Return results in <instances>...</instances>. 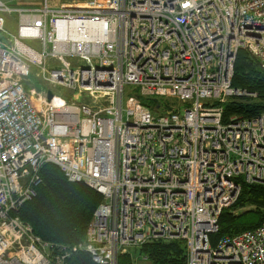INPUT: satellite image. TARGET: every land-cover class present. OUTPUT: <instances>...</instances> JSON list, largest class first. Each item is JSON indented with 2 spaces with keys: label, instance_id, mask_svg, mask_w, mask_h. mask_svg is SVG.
<instances>
[{
  "label": "built area",
  "instance_id": "1",
  "mask_svg": "<svg viewBox=\"0 0 264 264\" xmlns=\"http://www.w3.org/2000/svg\"><path fill=\"white\" fill-rule=\"evenodd\" d=\"M239 49L264 73V0H0V264H66L78 250L117 264L158 239L183 240L186 264H264V217L210 240L239 182L264 187V112L223 123L214 105L255 96L231 85ZM165 96L185 105L141 102ZM46 163L101 195L76 245L19 217Z\"/></svg>",
  "mask_w": 264,
  "mask_h": 264
},
{
  "label": "trees",
  "instance_id": "2",
  "mask_svg": "<svg viewBox=\"0 0 264 264\" xmlns=\"http://www.w3.org/2000/svg\"><path fill=\"white\" fill-rule=\"evenodd\" d=\"M231 85L255 93V96H234L222 103H214L222 110V122L231 117H253L264 112V73L257 61L245 49H239L233 64ZM152 99V108L160 106ZM141 102L149 106L145 99ZM151 108V107H150ZM41 183L36 195L26 201L19 210L21 220L32 227L34 234L51 243L68 246L83 242L92 213L101 201V195L83 183H71L62 171L51 163L40 169ZM236 200L221 211L218 231L210 235L217 238L232 235L257 226L264 217V187L260 183L239 182ZM145 256L149 264H186L187 252L183 240H149L134 247ZM66 264H96L89 254L78 250L66 260ZM117 264H132L130 253L118 255Z\"/></svg>",
  "mask_w": 264,
  "mask_h": 264
},
{
  "label": "rangeland",
  "instance_id": "3",
  "mask_svg": "<svg viewBox=\"0 0 264 264\" xmlns=\"http://www.w3.org/2000/svg\"><path fill=\"white\" fill-rule=\"evenodd\" d=\"M2 1L4 3H6L7 5H10V6H19V5L20 6H34V5L41 4L43 2V0H2ZM67 1H76V0H47V3L49 5H58L60 3L67 2ZM77 1H81V0H77ZM6 19H7V25H8L7 28L9 29L10 32L15 33L16 32V23L14 21L15 15L12 14L9 17L7 16ZM11 20H13L12 23H10ZM25 42L27 44H30V45L36 47V48L39 47L38 43L35 40H28L27 39V40H25ZM33 73L34 72L31 73L32 76H33ZM30 86H35L38 89V84H34V85H30ZM44 87L47 88V87H49V85L44 84ZM51 89L55 94L65 98V99H68V100L73 98V95H74V98L78 97V95L75 94V89H73V88H68L65 86H55V87H51ZM124 91H125V95H133V94H137V92H138L137 88L134 86H126ZM150 98H153V97H142L141 99H145L147 101V103L149 104V107H151V109H153L152 105H151L152 99H150ZM157 99L160 102L159 111H163L164 109H166L170 106H173L177 109H180L182 106L185 105L184 103H181L176 97L165 96V97L157 98ZM228 207L229 206H227L225 208H228ZM171 240H179V239H171ZM55 244L68 246V245L59 244V243H55ZM124 252L130 253L132 264H149L148 261L145 259V256L138 254L137 251L133 248H128Z\"/></svg>",
  "mask_w": 264,
  "mask_h": 264
},
{
  "label": "water",
  "instance_id": "4",
  "mask_svg": "<svg viewBox=\"0 0 264 264\" xmlns=\"http://www.w3.org/2000/svg\"><path fill=\"white\" fill-rule=\"evenodd\" d=\"M52 95V93L50 91H48V97L50 98Z\"/></svg>",
  "mask_w": 264,
  "mask_h": 264
}]
</instances>
